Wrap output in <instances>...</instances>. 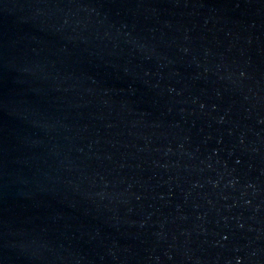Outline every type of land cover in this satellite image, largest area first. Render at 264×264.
<instances>
[{"label": "water", "instance_id": "obj_1", "mask_svg": "<svg viewBox=\"0 0 264 264\" xmlns=\"http://www.w3.org/2000/svg\"><path fill=\"white\" fill-rule=\"evenodd\" d=\"M0 264H264V0H0Z\"/></svg>", "mask_w": 264, "mask_h": 264}]
</instances>
